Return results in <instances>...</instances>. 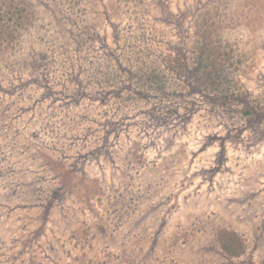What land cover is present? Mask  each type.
Here are the masks:
<instances>
[{"label": "rangeland", "instance_id": "1", "mask_svg": "<svg viewBox=\"0 0 264 264\" xmlns=\"http://www.w3.org/2000/svg\"><path fill=\"white\" fill-rule=\"evenodd\" d=\"M13 1L0 264H264V0Z\"/></svg>", "mask_w": 264, "mask_h": 264}, {"label": "trees", "instance_id": "2", "mask_svg": "<svg viewBox=\"0 0 264 264\" xmlns=\"http://www.w3.org/2000/svg\"><path fill=\"white\" fill-rule=\"evenodd\" d=\"M29 13L27 12L25 6L15 3L13 0H0V43L5 42L7 36H12V27L22 26L24 23L29 22L28 20ZM205 28L200 32V36L202 39V48L206 50V52L211 51L209 47L208 40L211 39V35L208 30L204 32ZM204 58H201L199 54L198 62L201 63ZM168 67L176 69L180 74L184 73L186 70L185 61L174 57L168 63ZM197 63L194 65L197 67ZM212 66V67H211ZM205 68L203 72L198 70H194V68L188 69V74L196 77L195 81L199 87H203L205 91L213 90L215 88V78H218L219 71L217 68H214L213 64L207 70ZM219 242L220 247L224 251V253L231 256H239L244 251V242L242 238L232 230H223L219 233Z\"/></svg>", "mask_w": 264, "mask_h": 264}]
</instances>
